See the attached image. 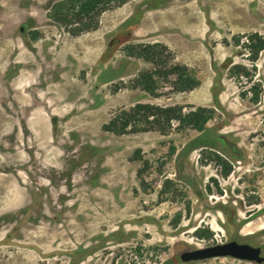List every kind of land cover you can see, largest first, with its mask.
Masks as SVG:
<instances>
[{
	"label": "rangeland",
	"instance_id": "1",
	"mask_svg": "<svg viewBox=\"0 0 264 264\" xmlns=\"http://www.w3.org/2000/svg\"><path fill=\"white\" fill-rule=\"evenodd\" d=\"M59 1L0 0V264H185L182 252L231 240L264 255V50L253 60L243 44L264 36V0H132L78 36L53 17ZM157 7L176 14L164 57L199 79L193 90L160 75L145 89L154 64L127 55L155 39L134 29ZM137 103L212 110L216 146L179 171L197 130L104 129Z\"/></svg>",
	"mask_w": 264,
	"mask_h": 264
},
{
	"label": "trees",
	"instance_id": "2",
	"mask_svg": "<svg viewBox=\"0 0 264 264\" xmlns=\"http://www.w3.org/2000/svg\"><path fill=\"white\" fill-rule=\"evenodd\" d=\"M130 0H62L52 6L53 17L58 21L68 23L71 26L69 30L73 36L81 33L94 31L98 29L101 15L113 8L120 6ZM241 36H238L237 43L241 42ZM246 42H243L251 58L255 60L258 54L264 50V36L259 34H248L245 36ZM128 56L144 58L154 64L155 69L152 72L141 74V85L145 89H150L155 83L154 76H175V87L181 91L193 90L199 86L200 81L185 65L171 62L164 57V53H170L167 46L160 43L133 44L126 47ZM171 55V54H170ZM233 73L245 74L248 72L241 65L231 67ZM212 110L205 107H197L189 112H184L181 105L158 107L151 104L137 103L129 109H122L117 112L111 120L104 125V129L115 134L137 133L142 131L141 125L160 124L161 121L167 123L171 129L173 121H176L182 128L190 127L198 131V134L192 137L178 154L177 166L182 170L183 158L188 157L194 150L203 147H215L217 138L213 136L214 128L208 127V112ZM152 127V126H151ZM160 127V126H159ZM228 170L226 171V174Z\"/></svg>",
	"mask_w": 264,
	"mask_h": 264
},
{
	"label": "water",
	"instance_id": "3",
	"mask_svg": "<svg viewBox=\"0 0 264 264\" xmlns=\"http://www.w3.org/2000/svg\"><path fill=\"white\" fill-rule=\"evenodd\" d=\"M217 257H232L245 261L264 263L263 249L261 246H254L237 240L184 251L180 254V260L185 264Z\"/></svg>",
	"mask_w": 264,
	"mask_h": 264
},
{
	"label": "crops",
	"instance_id": "4",
	"mask_svg": "<svg viewBox=\"0 0 264 264\" xmlns=\"http://www.w3.org/2000/svg\"><path fill=\"white\" fill-rule=\"evenodd\" d=\"M130 1L124 3L123 5L117 6V7L119 8H122L124 6L126 7ZM175 15L176 14L173 11L167 8H163V7H157L154 9L147 10L134 30L135 32L139 31L141 33H148V32L152 34L155 33L156 34L154 37L155 39L149 43H152V44L160 43L162 45L167 46V48L170 51H172L171 50L172 39L168 37L169 35L168 30H170L174 26L173 20L175 18ZM124 16H125L124 18V23H125L129 21V19L131 18V12L129 10H126L124 12Z\"/></svg>",
	"mask_w": 264,
	"mask_h": 264
}]
</instances>
